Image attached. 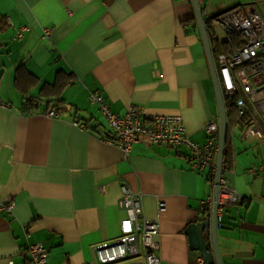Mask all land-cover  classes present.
Instances as JSON below:
<instances>
[{"label":"crops","instance_id":"obj_1","mask_svg":"<svg viewBox=\"0 0 264 264\" xmlns=\"http://www.w3.org/2000/svg\"><path fill=\"white\" fill-rule=\"evenodd\" d=\"M200 2L219 71L230 45L215 16L254 4L264 17V0ZM0 14V194L15 202L0 213V264H30L32 243L47 248L49 264H100L96 245L118 238L128 216L126 186L160 221L162 264H206L188 229L212 217L218 176L194 168L189 147L149 136L127 153L90 99L103 94L117 113L180 114L190 137L208 142L220 105L193 0H0ZM248 115L229 120L222 177L244 201L220 221L223 264H264V119L252 104Z\"/></svg>","mask_w":264,"mask_h":264},{"label":"built area","instance_id":"obj_2","mask_svg":"<svg viewBox=\"0 0 264 264\" xmlns=\"http://www.w3.org/2000/svg\"><path fill=\"white\" fill-rule=\"evenodd\" d=\"M207 15L205 18L209 19L211 14ZM216 19L226 32L227 43L230 45V49L220 55L219 75L226 99H232L234 107L242 115L249 113L251 104L256 106L264 119V17L256 5L247 4L223 11L216 15ZM238 35H242L243 39L241 43L236 44L235 37ZM90 99L99 104L106 113L116 136L113 141L120 142L127 153L143 136H149L155 144L189 147L194 168L211 169L215 176L218 175V122H206L205 129L209 140L202 145L190 137L185 119L180 114L152 115L140 105L131 106L123 114L113 112L101 93L91 92ZM57 114L59 112L55 109L48 112L49 116ZM256 125L258 134L263 136L264 130L258 120ZM256 169L257 165L253 167V170ZM214 185L216 190L218 180H215ZM100 190L106 193L108 186H100ZM212 200L214 202L215 196H210L208 202ZM243 201V196L231 188L228 181L222 177L218 195L220 221L228 204H240ZM119 205L128 211V216L122 220V233L114 240L96 245L97 261L100 264H112L143 256L146 264H162L160 243L156 240L160 232V221L145 215L143 194L126 186ZM164 205V202H160L162 209ZM14 207L15 202L0 194V213H13ZM29 250L30 264H49V251L43 244L32 243ZM10 264L16 263L11 261Z\"/></svg>","mask_w":264,"mask_h":264},{"label":"water","instance_id":"obj_3","mask_svg":"<svg viewBox=\"0 0 264 264\" xmlns=\"http://www.w3.org/2000/svg\"><path fill=\"white\" fill-rule=\"evenodd\" d=\"M196 15L198 18L199 26L205 41L206 49L208 52L211 69L216 85L218 101L220 105V137H219V171H218V186L215 193V207L212 217H206L200 222L193 223L189 229L188 234L190 236L191 244L193 248L201 251L202 256L205 259L206 264H223L222 256L220 252V245L218 240V232L220 227V219L218 216V195H219V183L222 179L223 166H224V155H225V144L229 126V114L228 104L224 95L219 71L215 65L213 50L211 45V39L207 29V24L204 16L203 5L200 0H193ZM1 74V72H0ZM211 234L213 236L212 240Z\"/></svg>","mask_w":264,"mask_h":264},{"label":"trees","instance_id":"obj_4","mask_svg":"<svg viewBox=\"0 0 264 264\" xmlns=\"http://www.w3.org/2000/svg\"><path fill=\"white\" fill-rule=\"evenodd\" d=\"M0 26L1 27H5L6 26V22H5V19L3 18V16L0 14ZM242 36V35H241ZM243 38H239L240 41H242ZM27 75H29L27 73ZM227 104H228V114H229V120H230V123H233V122H246L248 119H249V115L246 114V115H242L239 113L238 110H235V107H234V104L232 102V99L230 100L229 98H227ZM35 99L33 97H31L29 94H27V103H28V106L27 108H30L31 105L29 104H34V101ZM239 117V118H237Z\"/></svg>","mask_w":264,"mask_h":264},{"label":"rangeland","instance_id":"obj_5","mask_svg":"<svg viewBox=\"0 0 264 264\" xmlns=\"http://www.w3.org/2000/svg\"><path fill=\"white\" fill-rule=\"evenodd\" d=\"M205 17H207V16H205ZM210 18H211V16H210ZM215 18H216V16H215ZM206 19V18H205ZM223 34V36L225 37V39L227 38V34L225 33V32H223L222 33Z\"/></svg>","mask_w":264,"mask_h":264}]
</instances>
